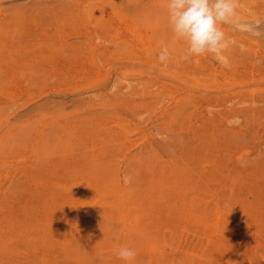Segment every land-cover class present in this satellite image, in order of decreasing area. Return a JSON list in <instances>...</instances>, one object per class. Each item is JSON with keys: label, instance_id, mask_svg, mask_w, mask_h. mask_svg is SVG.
Segmentation results:
<instances>
[{"label": "rangeland", "instance_id": "rangeland-1", "mask_svg": "<svg viewBox=\"0 0 264 264\" xmlns=\"http://www.w3.org/2000/svg\"><path fill=\"white\" fill-rule=\"evenodd\" d=\"M222 29L185 61L167 0H0V264H264V25Z\"/></svg>", "mask_w": 264, "mask_h": 264}, {"label": "clouds", "instance_id": "clouds-1", "mask_svg": "<svg viewBox=\"0 0 264 264\" xmlns=\"http://www.w3.org/2000/svg\"><path fill=\"white\" fill-rule=\"evenodd\" d=\"M238 0H167L168 25L174 37L186 45L182 60L215 55L227 50L235 42L226 37L222 25H231L235 30L261 35L264 21L243 22L238 16ZM168 59L167 49H162L159 60ZM127 182V178H125ZM115 255L126 264H133L138 252L127 245L119 247Z\"/></svg>", "mask_w": 264, "mask_h": 264}, {"label": "bare ground", "instance_id": "bare-ground-1", "mask_svg": "<svg viewBox=\"0 0 264 264\" xmlns=\"http://www.w3.org/2000/svg\"><path fill=\"white\" fill-rule=\"evenodd\" d=\"M129 12V11H128ZM252 22V21H251ZM264 49V48H263ZM152 65V64H151ZM188 83V82H187ZM130 86V85H129ZM188 87V86H187ZM106 104V103H105ZM82 105V104H81ZM86 109V108H85ZM66 112V111H65ZM125 112V111H124ZM156 112V111H155ZM63 113V112H62ZM115 113V112H114ZM117 114V113H116ZM130 114V113H129ZM60 115V114H59ZM67 115V114H66ZM92 115V114H91ZM135 117V116H134ZM126 118V117H125ZM164 119V118H163ZM57 123V122H56ZM157 123V122H156ZM125 126V125H124ZM74 134V133H73ZM199 158V157H198ZM120 163V162H119Z\"/></svg>", "mask_w": 264, "mask_h": 264}]
</instances>
